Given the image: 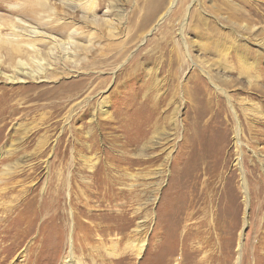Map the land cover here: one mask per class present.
Returning a JSON list of instances; mask_svg holds the SVG:
<instances>
[{
	"label": "rangeland",
	"instance_id": "374dc122",
	"mask_svg": "<svg viewBox=\"0 0 264 264\" xmlns=\"http://www.w3.org/2000/svg\"><path fill=\"white\" fill-rule=\"evenodd\" d=\"M19 5L70 54L0 53V264H264V0Z\"/></svg>",
	"mask_w": 264,
	"mask_h": 264
},
{
	"label": "bare ground",
	"instance_id": "6f19581e",
	"mask_svg": "<svg viewBox=\"0 0 264 264\" xmlns=\"http://www.w3.org/2000/svg\"><path fill=\"white\" fill-rule=\"evenodd\" d=\"M43 3L41 2L38 5H35V4L34 5L37 7H41L43 10L48 9V11L51 12V14L55 13L52 8H48V5L46 3H44V4ZM11 8L13 9L12 12L16 13V14H14L12 16V18L10 17L11 20L6 21V23H7L6 28L9 31V33L2 36V39H0V53L2 51H4L6 54H8V57L6 55L7 61H5L4 64H7L5 66H8L10 69H12V74L5 75V79H6L7 83H14V84L27 82L25 80H31V81L36 80L38 82H46L47 78H48L47 73L51 68H53L52 63L54 61H56V63H57V61L59 59L56 56V53L59 50H62V51H68L67 53L70 54L69 48L67 46L62 47L65 42H63V44H61L62 42L59 43V42H57V40H53L49 36L50 38H48L49 39L48 41L52 42V47L50 49L49 55H51L53 57L52 58L53 60L50 61L51 64L48 61L45 64L44 62H46V60H44V59L38 60V62H37V57L40 54H42L41 50L38 47V44H39V46H41L40 45L42 43L41 40L45 39L46 37H41V36H43L42 35L43 33H41V31H39L38 27H33L30 24H28L27 22H24L23 19H21L18 15L29 13L30 16L35 19L39 16V14L37 12L31 10L32 7H30L29 9H25L23 6L19 5V6H13ZM40 11H39V13H40ZM49 12H47V13H49ZM42 13H44V12H42ZM53 17H52V19H53ZM49 21H51V20L49 19ZM60 21L61 20H59L57 22H60ZM68 29H69V26H67V25L60 28V30L64 31V32H67ZM0 32H1V30H0ZM64 32H62V33H64ZM78 34H79V32L76 29L72 28V31L68 35V43H66V44L70 45L72 43V44H75L78 48L80 47V49H82V46L78 42L76 44V42L73 41L75 39V37H77ZM40 38H43V39L40 40ZM47 45L50 46L49 43ZM69 58H70V55H69L68 59ZM65 59H66V57H65ZM59 63H60V61H59ZM2 64H3V61L0 59V65H2ZM218 90H220V89H218ZM223 93L225 94L224 90H223ZM71 117H72V115H70L69 118L67 119V121H66L67 123L70 121ZM240 134H241V129L239 127H237L235 138L238 142H239ZM141 247L143 250V246H141ZM69 249H70L69 250V257H67V259L65 260V262L63 264H78L75 262V260L73 258V250L74 249H73L72 239H71Z\"/></svg>",
	"mask_w": 264,
	"mask_h": 264
}]
</instances>
